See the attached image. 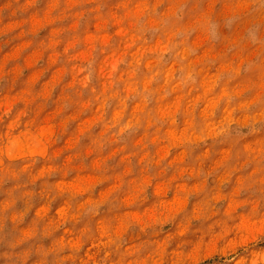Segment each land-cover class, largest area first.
<instances>
[{"label":"rangeland","instance_id":"1","mask_svg":"<svg viewBox=\"0 0 264 264\" xmlns=\"http://www.w3.org/2000/svg\"><path fill=\"white\" fill-rule=\"evenodd\" d=\"M0 264H264V0H0Z\"/></svg>","mask_w":264,"mask_h":264}]
</instances>
